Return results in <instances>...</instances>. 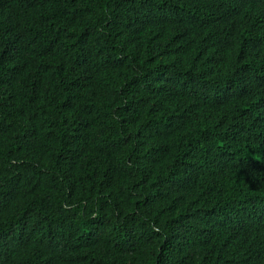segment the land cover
<instances>
[{
    "label": "trees",
    "instance_id": "1",
    "mask_svg": "<svg viewBox=\"0 0 264 264\" xmlns=\"http://www.w3.org/2000/svg\"><path fill=\"white\" fill-rule=\"evenodd\" d=\"M0 264H264V0H0Z\"/></svg>",
    "mask_w": 264,
    "mask_h": 264
}]
</instances>
